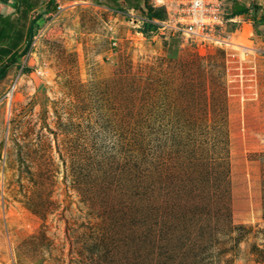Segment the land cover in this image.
Wrapping results in <instances>:
<instances>
[{"label": "rangeland", "instance_id": "rangeland-1", "mask_svg": "<svg viewBox=\"0 0 264 264\" xmlns=\"http://www.w3.org/2000/svg\"><path fill=\"white\" fill-rule=\"evenodd\" d=\"M169 1L58 0L0 77V264H264V54Z\"/></svg>", "mask_w": 264, "mask_h": 264}, {"label": "built area", "instance_id": "built-area-1", "mask_svg": "<svg viewBox=\"0 0 264 264\" xmlns=\"http://www.w3.org/2000/svg\"><path fill=\"white\" fill-rule=\"evenodd\" d=\"M225 7L226 0H170L165 19L146 20L157 25L154 32L191 42L202 51L209 47L226 48L232 47L233 42L232 35L226 31L232 17H226ZM61 8L62 5L57 4V9ZM252 51L264 54L262 49L252 48ZM30 54V51L24 54L22 68L27 67Z\"/></svg>", "mask_w": 264, "mask_h": 264}, {"label": "crops", "instance_id": "crops-1", "mask_svg": "<svg viewBox=\"0 0 264 264\" xmlns=\"http://www.w3.org/2000/svg\"><path fill=\"white\" fill-rule=\"evenodd\" d=\"M22 1L23 3L29 2L33 4V8L26 14L28 15V20L23 24L16 20L18 16H23L24 14L22 11L26 10V5L23 4ZM56 1L58 3V0ZM120 2H122V0H118L119 4ZM227 4L229 8L232 7L233 9V0H227ZM237 4L244 5L247 10L244 13L232 15L233 24L238 26L236 31L242 32L246 28H248L249 31L250 28L252 34L250 38L248 37V40L253 42L255 48L264 50V0H237ZM53 6L50 0H0V17L11 16L12 19H14V22L8 25L9 27L1 24V28H3V30H18L25 33L17 46L20 48L23 42H27L26 33L31 18H34L40 13H43V15L50 14L54 10ZM11 25L13 28H10ZM8 57L9 54L0 56V65L5 63Z\"/></svg>", "mask_w": 264, "mask_h": 264}, {"label": "trees", "instance_id": "trees-1", "mask_svg": "<svg viewBox=\"0 0 264 264\" xmlns=\"http://www.w3.org/2000/svg\"><path fill=\"white\" fill-rule=\"evenodd\" d=\"M116 6H120V4L118 3V0H114ZM136 4H140L142 2V0H135ZM51 3H53V8L57 9V1L56 0H50ZM23 3V1H22ZM26 5V10L22 11V13L24 14L23 16H18L16 18L17 22H21L26 23V21L28 20V15H26L28 12H30V10L33 8V4L29 3V2H25L23 3ZM233 9L232 7L229 8L228 4H227V0H226V17L231 18L232 15L235 14H240V13H244L247 8L244 5H238L237 4V0H233ZM149 16V15H148ZM43 17V13L38 14L37 16H35L33 19H31V21H29V26H28V30L26 33V37H27V42L26 45L23 49L18 48V44L21 42L23 36L25 33H23L22 31H16V30H7L1 28V24L4 25H9L10 23H13L14 19H12L11 16H4V17H0V56H6L7 54H9V57L7 58L6 62L3 63L2 65H0V77H3L6 73L7 67L10 66L11 64L17 62L24 54H26L28 46L31 42V39L34 35V31L37 25H39V20L42 19ZM155 17H148V19H154ZM166 16H164L161 19H165ZM145 24V30H152L153 28H156V24L151 22V21H144ZM4 27V26H3ZM9 27V26H8ZM10 28H13L12 25L10 26ZM173 40V38H171ZM172 42V41H170ZM172 145V144H171ZM203 145V144H202ZM191 150V149H190ZM206 151V149L204 150V152ZM196 161H198V163H200V165H203L202 170H198L200 175L204 176V173L206 170L210 169V171L215 172V174H218L219 171L216 170L217 167H215L214 164L216 163V159H214L213 157L209 156V153L205 155L203 154H198ZM206 165V166H205ZM215 170V171H214ZM201 177V176H200ZM202 178V177H201Z\"/></svg>", "mask_w": 264, "mask_h": 264}]
</instances>
